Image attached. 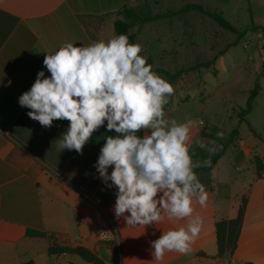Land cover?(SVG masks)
I'll return each mask as SVG.
<instances>
[{
  "label": "crops",
  "instance_id": "0c3cea01",
  "mask_svg": "<svg viewBox=\"0 0 264 264\" xmlns=\"http://www.w3.org/2000/svg\"><path fill=\"white\" fill-rule=\"evenodd\" d=\"M104 1L0 0V264H94L75 253L50 254L54 238L60 245L95 250L104 264H264V177L254 176L249 187L244 184L234 192L229 181L213 176L220 158L202 183L206 206L194 204L202 227L192 251L166 252L156 260L149 242L162 231L186 226L187 218H165L144 227L116 219V189L99 178L94 166L98 156L88 142L82 154L60 151L57 139L69 121L54 120L51 127H43L18 104L19 95L44 68L45 52L67 42L88 46L117 36L114 21L120 16L114 7L105 9ZM244 195L248 201L237 248L232 255L214 256L215 222L235 217ZM28 228L53 233L54 238L27 236ZM107 237L117 250L101 244Z\"/></svg>",
  "mask_w": 264,
  "mask_h": 264
},
{
  "label": "clouds",
  "instance_id": "9594fccd",
  "mask_svg": "<svg viewBox=\"0 0 264 264\" xmlns=\"http://www.w3.org/2000/svg\"><path fill=\"white\" fill-rule=\"evenodd\" d=\"M140 52L123 34L88 46L67 42L45 52L44 68L19 95L18 104L43 127L54 120L69 121L57 139L60 151L82 154L102 125L117 134L104 137L94 165L102 182L116 189L114 217H123L131 227L187 218L186 226L162 231L149 242L151 255L161 260L166 252L192 251L202 227L194 204L206 206L208 194L194 171L200 165L189 152L192 122L165 118L173 86L152 71Z\"/></svg>",
  "mask_w": 264,
  "mask_h": 264
},
{
  "label": "rangeland",
  "instance_id": "374dc122",
  "mask_svg": "<svg viewBox=\"0 0 264 264\" xmlns=\"http://www.w3.org/2000/svg\"><path fill=\"white\" fill-rule=\"evenodd\" d=\"M142 1L115 0L113 5L112 0H105L104 7H114V12H117L124 4L137 5ZM149 1L155 12L177 10L186 3L199 2L211 9L222 10L224 16L240 29L250 27L253 20L264 24V0ZM132 30L137 31L135 44L141 48L139 54L152 56L155 68L170 73L211 59L237 36L198 10L149 21ZM153 72L169 82L165 73L158 70ZM256 80L260 84V93L246 117L260 136H256L246 123H240L239 136L221 157L213 175L219 180L229 181L234 192H240L244 184L249 187L254 176H257L253 155L264 156V32H248L236 45L219 55L212 66L184 70L170 83L174 91L168 97L170 106L165 118L177 122L191 121L187 141L189 148L202 141L207 154H212L220 149L221 141L238 124V112L246 106ZM201 131L205 135L200 138ZM192 160L197 164L193 156ZM204 163H208V160ZM196 174L201 184L207 181L208 173L198 171Z\"/></svg>",
  "mask_w": 264,
  "mask_h": 264
},
{
  "label": "trees",
  "instance_id": "16d2710c",
  "mask_svg": "<svg viewBox=\"0 0 264 264\" xmlns=\"http://www.w3.org/2000/svg\"><path fill=\"white\" fill-rule=\"evenodd\" d=\"M191 10H198L214 21L218 23V25L224 29L231 30L232 32L236 33L237 36L234 41L228 43L223 49L219 50L214 54V56L206 61L197 62L196 64L192 65L188 69H180L174 73H170L165 69L162 68H155L153 66V57L146 56V63L151 65L152 71H160L165 73L169 77V83L181 75L182 71L184 70H195L200 69L201 67H210L215 62L216 58L219 55H222L229 47L236 45L241 39H243L248 32L250 31H263L264 32V24L255 23L254 20L252 25L245 29H240L235 26L232 22H230L225 16L224 12L219 9H211L199 2H189L186 3L181 8L174 10H167L164 12H155L149 0H144L137 5H127L124 4L118 11L117 15L120 16L114 21V31L117 35L123 34L127 36L128 41L130 43L136 42L137 39V31H133L134 27L140 28L144 23L153 21L160 18L172 17L175 14L180 12H186ZM252 11V10H251ZM214 75L216 74V68L213 70ZM260 93V84L259 81L256 80L254 83L253 88L250 89L249 96L247 98L246 106L240 109L238 112V124L232 127L229 131L226 139L221 141L220 149H217L212 154H207L206 148H201L199 145L195 147H190L189 152L191 156H193L199 167L194 169L195 172L203 171L208 173V177L210 176L213 168L217 164L218 160L224 155L226 150L229 146L235 141V139L239 136V124L246 123L251 131L256 135L260 136L259 133L256 132L254 127H252L251 123L249 122L248 118L246 117L253 108L254 99ZM170 106V102L168 101L167 104L164 105L165 117L167 110ZM106 123V122H105ZM142 135L143 132L138 133ZM109 135H117L114 131H106L105 127L102 125L97 130L92 133V136L89 138L88 144L91 147V151L94 152L96 156L99 155L101 146L105 143V136ZM205 133L203 131L200 132V138L203 137ZM208 160V163H204ZM252 162L255 165L256 174L259 178L262 177V173L264 171V156H261L255 153L252 157ZM97 180V179H96ZM264 197V195H263ZM248 198L246 195L243 196L242 201L240 203L238 213L233 218H223L218 219L215 222V231H216V242H217V253L214 256H222L224 254L232 255L238 245V240L240 237L241 228L244 221V215L246 211ZM27 236H40V237H47L49 239L54 238L53 233H49L46 231L28 228L26 230ZM101 244H105L109 247H115L117 249V245L114 244L111 237L101 239ZM48 251L50 254H62V253H75L80 255L84 260L88 262H92L94 264H104L103 258L93 249L83 246V245H60L54 240L48 247ZM204 254V253H202ZM205 255V254H204ZM32 261H25L20 264H31ZM61 264H72V263H61ZM246 264H254L253 262H246Z\"/></svg>",
  "mask_w": 264,
  "mask_h": 264
}]
</instances>
